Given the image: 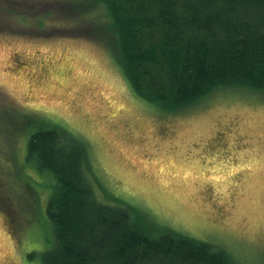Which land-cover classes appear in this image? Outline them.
Masks as SVG:
<instances>
[{"label": "rangeland", "instance_id": "1", "mask_svg": "<svg viewBox=\"0 0 264 264\" xmlns=\"http://www.w3.org/2000/svg\"><path fill=\"white\" fill-rule=\"evenodd\" d=\"M115 32L96 0H0V264H42L54 244L31 116L84 144L104 202L264 264V94L222 86L165 111L133 91Z\"/></svg>", "mask_w": 264, "mask_h": 264}, {"label": "trees", "instance_id": "2", "mask_svg": "<svg viewBox=\"0 0 264 264\" xmlns=\"http://www.w3.org/2000/svg\"><path fill=\"white\" fill-rule=\"evenodd\" d=\"M96 1L137 96L176 111L222 86L264 94V0ZM29 125L25 156L55 180L46 202L54 244L42 264H239L222 248L151 224L118 198L104 202L84 144L39 116Z\"/></svg>", "mask_w": 264, "mask_h": 264}]
</instances>
